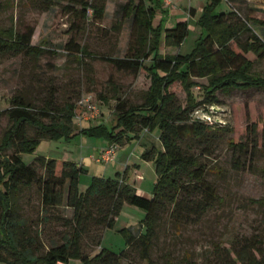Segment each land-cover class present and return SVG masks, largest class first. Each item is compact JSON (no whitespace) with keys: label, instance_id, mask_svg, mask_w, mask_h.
I'll return each instance as SVG.
<instances>
[{"label":"trees","instance_id":"1","mask_svg":"<svg viewBox=\"0 0 264 264\" xmlns=\"http://www.w3.org/2000/svg\"><path fill=\"white\" fill-rule=\"evenodd\" d=\"M221 1L207 0L203 6L197 18L201 35L186 55L160 53L162 43L165 47H180L188 35V25L180 21L165 27L162 19L154 25L157 13L166 14L159 0L152 6L146 0H128L119 6L122 18L116 22V31L125 19L131 18L134 35L133 45L123 58L92 56L72 41L64 45V51L76 54V58L88 56L106 62L135 78L141 71L147 73L149 87L141 104L116 98V120L110 129L100 123L76 131L73 120L81 108L71 101L62 106L48 102L37 108L15 96L10 100V107L0 111V116L10 122L0 140V264H70L73 260L81 264H130L134 253L141 260L149 261L163 218L179 230L199 222L213 206L217 200L216 191L205 179L210 169L188 148L193 143L202 149L200 155H211V145L222 128L192 119L191 115L203 105H217V93L264 90V77L252 72L254 61L246 57L253 54L255 61L264 62V42L250 25L251 22L263 25L264 13L248 9L242 15L233 7L216 12ZM105 2L80 0V11L76 14L85 19L90 9L92 19L102 20ZM44 3L48 9L52 0H44ZM33 32L31 26L25 27L22 33L13 28L0 29V56L23 54L37 58L49 54V50L31 44ZM195 79L207 81L202 86V101H197L192 93L197 85ZM176 83L186 93L187 107L184 109L170 91ZM30 129L34 131L31 137L28 136ZM156 129L161 149L152 146L140 155L142 161L152 163L154 167L155 182L150 197L138 195L124 180L126 171L122 175L117 173L114 178L92 177L85 191L80 192L79 180L86 170L77 163L37 156L24 164L20 158L23 153L33 152L43 140L87 135L105 137L108 144L122 147L135 140L142 131L152 133ZM246 131L248 137L258 133L255 124L248 126ZM260 137L264 146V124ZM229 145L246 151L247 144L229 142ZM32 186H36L40 196L43 225L52 224L63 229L61 243L52 242L40 255L33 254L31 247L36 242L27 234L25 222L15 211L13 202L17 193ZM124 204L144 212L140 221L143 231L135 236L129 229H121L126 248L118 254L105 249L93 257L85 254L82 242L88 239L94 247H101L103 231L113 227ZM63 206L71 210V217L52 212ZM261 244L259 241L249 247L242 246L236 252L237 260L241 264H264ZM250 249L258 253L261 260L248 254ZM182 259L184 264H195L187 254ZM165 264L173 263L166 257Z\"/></svg>","mask_w":264,"mask_h":264},{"label":"rangeland","instance_id":"2","mask_svg":"<svg viewBox=\"0 0 264 264\" xmlns=\"http://www.w3.org/2000/svg\"><path fill=\"white\" fill-rule=\"evenodd\" d=\"M127 1L106 0L103 19L96 21L92 15L81 19L76 14L80 11V0H52L48 9H45L44 0H0V29L13 28L15 32L22 33L25 27L31 26L34 29L31 44L50 52L37 58L23 54L0 56V111L9 108L10 100L15 96L24 98L37 108L44 107L48 102L53 106H62L66 101L75 102L81 108L73 120L74 129L78 131L100 123L110 129L116 120V98L134 105L141 104L142 96L149 87L146 72L141 71L135 78L130 73L118 71L112 65L88 56L77 59L76 54H69L63 49L65 44L72 41L92 56L123 58L134 42L132 19H125L117 31L115 25L122 18L119 6ZM154 1L146 0V3L152 6ZM255 1L264 5V0ZM251 5L248 0H222L215 11L233 7L244 15ZM158 20L159 17H156L154 23L157 24ZM188 21L192 22L191 19ZM250 25L261 38L264 36V25L256 22ZM190 28L182 46L171 48L162 43L160 53L189 54L199 35H196L192 25ZM246 57L254 61L252 72L264 77V62L255 61L253 54ZM194 81L197 85L192 89L193 96L197 101H202V86L207 81ZM170 91L175 95L177 104L186 108V93L180 84H174ZM217 98V105H203L191 115L192 119L204 120L222 128L211 145L212 154L207 157L200 155L202 149L193 143L188 148L210 169L205 179L214 187L217 200L199 222L187 224L179 230L163 218L157 228L158 239L149 261L141 260L134 253L130 264H165L166 257L173 264H184L182 258L185 254L195 264H241L236 252L242 246L249 247L251 243L261 241L264 248V146L260 137L264 124V90L217 93ZM252 124L257 126L258 133L255 137H248L246 128ZM9 126L7 118L0 116V140ZM33 134L34 131L30 129L28 136ZM229 142L247 144L246 151L232 148ZM111 146L114 147L111 160L104 162L101 155ZM152 146L161 149L157 129L152 133L142 131L135 140L122 147L108 144L105 137L76 135L70 139L43 140L33 152L23 153L20 158L24 164H29L37 156L77 161L78 166L87 169L79 180L80 192L85 191L92 177L114 178L118 172L122 175L124 169L120 165L129 159L130 164H144L140 172L144 179L141 183L143 193L139 194L149 196L155 182L154 167L152 163L141 161L139 156L144 149ZM116 155L120 159L118 162ZM126 169L128 173L126 171L124 180L130 184L134 169L132 166ZM13 202L15 211L25 222L27 234L36 242L31 247L34 255L45 253L52 242L61 243L60 233L63 229L41 222L44 212L36 186L22 189ZM52 212L68 218L72 215L71 210L64 206ZM143 217L142 210L124 204L113 227L103 231L101 247H94L86 239L82 242L84 253L90 257L101 249L120 253L126 248L120 230L126 228L138 236L143 231L140 223ZM250 250L252 253L248 254L261 260L258 253ZM9 260L12 261V258ZM70 264L81 262L73 260Z\"/></svg>","mask_w":264,"mask_h":264},{"label":"crops","instance_id":"3","mask_svg":"<svg viewBox=\"0 0 264 264\" xmlns=\"http://www.w3.org/2000/svg\"><path fill=\"white\" fill-rule=\"evenodd\" d=\"M248 1L252 4L251 6H249V9L257 10V11L264 13V5H259L261 2L259 4H257L255 0H248ZM253 1H255V2H253ZM206 2H207V0H174L173 4L170 7H164L163 6L164 10L166 11L165 15L162 16L160 13H157L156 17H159L158 22L162 19L165 27H171L176 22L185 21L188 25V34H189V30L191 29L190 26L192 25L194 31L196 32V35L199 34L197 36V38H199V36L201 35V29L197 25V18H198L199 14H200L201 10L203 9V6L205 5ZM221 11L225 12V11H228V9L227 10H221ZM156 17H155V20H156ZM188 19H191L192 22L189 23ZM157 24L154 23V25H157ZM260 25H262V24H260ZM258 36L261 38V35H258ZM262 38H264V36ZM262 41L264 42L263 39H262ZM122 153L125 154V151L122 150ZM67 158H69V157H67ZM115 158H116L115 160H117V162L120 161V159H118L117 155L115 156ZM126 158H129V157H126ZM139 158H140V156H139ZM72 162L78 163L77 161H74V160H72ZM122 164L123 165H120V166H122V168L124 169L123 171H127V169H126L127 167H130V166L133 167L134 172L131 173L132 181L130 182V184L136 189L137 194L140 195L139 193H143V191L141 190L143 185H141V183L144 180L143 175L140 172L142 170V165H144V164L139 163V162L130 164L129 159L122 162ZM85 170L87 172V169H85ZM127 173H128V171H127ZM146 197H150V195L146 196Z\"/></svg>","mask_w":264,"mask_h":264},{"label":"built area","instance_id":"4","mask_svg":"<svg viewBox=\"0 0 264 264\" xmlns=\"http://www.w3.org/2000/svg\"><path fill=\"white\" fill-rule=\"evenodd\" d=\"M159 1L164 7H170L173 4L174 0H159ZM91 15H92V11L88 9L86 17H91ZM113 153H114V147L111 146L110 149L106 150L104 154L101 155L102 160L104 162H108L109 160H111V156L113 155Z\"/></svg>","mask_w":264,"mask_h":264}]
</instances>
